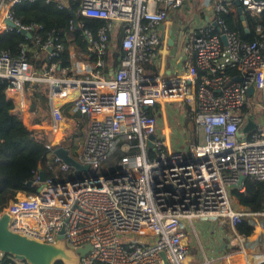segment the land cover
Instances as JSON below:
<instances>
[{"label": "built area", "instance_id": "built-area-1", "mask_svg": "<svg viewBox=\"0 0 264 264\" xmlns=\"http://www.w3.org/2000/svg\"><path fill=\"white\" fill-rule=\"evenodd\" d=\"M33 1L0 0V33L34 30L10 12L13 5ZM78 1L81 16L104 22L96 39L84 32L99 51L93 63L75 62L64 71L58 61L36 75L24 48L18 55L0 49L7 100L24 107L25 83L45 82L52 129L62 123L71 135L77 127L65 123V106L87 117L82 143L73 142L69 150L87 170L52 154L53 176L42 182L35 175V192L16 193L0 212L9 216L8 229L46 244H56L63 230V245L79 257L78 264H264V253H251L247 245L251 237L252 244L258 241L256 234L264 240V210L235 209L228 188L241 175L264 182V42L241 40L223 19L238 1L264 20V0H203L211 9L206 21L190 27L174 54L158 50L160 28L169 10L191 0ZM118 26L123 28L117 67L109 76L107 43ZM255 32L260 34V25ZM54 40L42 44L50 57L57 55ZM55 49L61 57L66 48ZM159 53L161 59L169 54L177 70L148 71ZM168 103L186 104L195 140L202 133L187 152L173 150L166 139L170 128L158 134L157 118L148 113ZM249 117L258 118L256 126L241 136ZM197 218L228 223L225 252L194 260L187 231ZM240 224L251 231H238ZM83 248L87 252L78 255Z\"/></svg>", "mask_w": 264, "mask_h": 264}, {"label": "trees", "instance_id": "trees-1", "mask_svg": "<svg viewBox=\"0 0 264 264\" xmlns=\"http://www.w3.org/2000/svg\"><path fill=\"white\" fill-rule=\"evenodd\" d=\"M235 4V3H234ZM79 1L67 0L63 8H58L56 0H34L33 2H22L13 5L10 9L11 14L24 25L35 26L30 32L31 36L12 29L0 33V49L9 51L13 55H18L22 48L25 49L26 59L31 66L32 72L39 75L44 65L58 63L60 51L55 49L56 44L63 47L75 45L82 48H91L92 43L88 42L84 32L91 33L93 39L104 22L99 19L83 17L78 13ZM72 13L76 16L75 19ZM264 14V12H263ZM223 19L230 30L237 33L243 41L252 42L255 40L264 42V20L249 10H242V14L227 13ZM245 24V25H244ZM261 26L260 34L255 32V27ZM247 31H245V27ZM122 26H118L116 33L113 34L117 46L120 45ZM40 38V43L35 42V37ZM48 38L56 39L53 41V52L57 55L50 57L49 51L42 48ZM111 38V39H112ZM108 41L107 46L111 43ZM71 47H67L61 57V69L65 61L70 58ZM108 53L113 56L114 53ZM114 51V50H113ZM77 61V60H76ZM78 62V61H77ZM44 82H27L24 85V93L28 95L30 101L36 108H41L44 117H47L48 106L45 91L47 90ZM7 82L0 78V212L12 200H15L16 193L23 192L26 195L33 194L35 189L28 183L35 175L43 171L47 178L53 176L56 165H51L52 151L45 146L46 140L43 132L29 130L23 123L21 116L14 113V104L5 97ZM175 107L179 112L186 111L187 120L190 121L187 113V105L183 103H168L166 108ZM159 105L149 109L148 113L156 118L159 115ZM80 124V123H79ZM82 125H80L81 128ZM181 130L185 131L186 125L180 124ZM80 132V131H77ZM184 134V133H183ZM75 137L63 142L65 148L70 149ZM243 190L237 188L229 189V194L234 197L238 204L250 212H261L264 210V182L245 177L242 182ZM238 231L249 233L251 228L246 224H240L236 228ZM0 264H16V261L5 255L0 257ZM55 264H63L56 262Z\"/></svg>", "mask_w": 264, "mask_h": 264}, {"label": "crops", "instance_id": "crops-1", "mask_svg": "<svg viewBox=\"0 0 264 264\" xmlns=\"http://www.w3.org/2000/svg\"><path fill=\"white\" fill-rule=\"evenodd\" d=\"M56 1L58 3H65L67 0H56ZM202 2H203V0H191V1L183 4L180 8H178L176 10H169L167 20L165 21L163 27L160 28V36H161V40L163 42V45L160 46L158 48V50H160L161 53H163V54L167 53L165 51V48H167L169 50L170 54H174L175 51L177 49H179V47L181 45L183 35L191 29L190 27H192L193 24H196V23L197 24H199V23L203 24L206 21V16L208 15V13L211 9H209V7H204L202 5L203 4ZM190 4H191V7L193 5L199 6V8L196 9L197 10L196 14H195L196 20L191 21V18H189V19H187V21H184L186 19V14L188 13V11L191 10ZM236 11L238 12V7L236 4L233 3L231 6L230 13H235ZM239 14H242V13H239ZM185 24L187 26H185ZM165 41H166V46L164 44ZM67 47L72 48V54L73 55L71 58H68L65 61V63H68L71 68H72V65L74 63V60H77V61L81 62L82 64L93 63L96 60L97 56L99 55L98 49H95L92 47L91 48H82V47L75 46V45H69ZM117 47H118L117 43H115L114 38H112L111 43L108 46L107 53L111 52L110 50L112 49V52L114 53V55L113 56L111 55V57H109V56L107 57V53H106V56H105L109 62L108 63V75L109 76L113 75V73L117 67V53H116ZM172 49L174 51H172ZM159 55H160V53L156 56L154 63L146 66L148 71H160V72L169 73V72H172V71L174 72L177 70L178 66L176 65L175 62L170 60L169 54L166 55V57L164 56L163 59H161ZM61 57L59 60V67L61 66ZM65 68H66L65 64L62 65V70L66 71ZM60 69H61V67H60ZM69 70H71V69H69ZM69 70H67V71H69ZM45 84H47V83H45ZM46 88H47V90L45 91V96L47 97V102H48V85H46ZM28 95H30V93L27 95L24 93V102H25L24 107H20L17 104L14 105V113L21 116L23 123L26 125V127L29 130H36V131L43 132V134L45 136V140H46V143H45L46 147H48L51 151H53V149L56 148V147L52 148L47 144L48 131L51 134L52 133L54 134L55 132L60 131L59 132L60 134L62 133V135H67V137L65 139H62V142L60 143L59 146H62L63 142H65L66 140L73 137L74 133H75V137H74L72 143L73 142L82 143L83 136L85 133V127H86V123H87V117L84 114L77 112V111L70 110V108H68L67 106L62 108L65 123L71 124L73 122H77V127L74 130H72V134L71 135L65 134V131H63L64 127H63L62 123H60L57 127H55V129H52V120H51V115H50L49 103H47L49 113L47 114V117L46 116L44 117L42 109L36 108L34 106V104L30 101ZM159 110H160L159 116L162 115L163 120L161 121L157 118V123H158L157 127L159 130L161 128L164 129V127H165V131H167V128L168 127L170 128V126L168 124H166V121H165L166 106H161ZM178 113H179L180 122L182 124L186 125L185 130L189 129L190 123L187 120L186 113H184V112H182V113L178 112ZM65 123H64V125H65ZM80 125H82L81 128H80ZM243 125H242V127H243ZM77 131H80V132H77ZM251 132H252V130H249L247 133H243L242 130L239 129V135H241V136H249L251 134ZM60 134H59V136H60ZM52 137H54V136H52ZM187 139H188V141L192 140L191 141L192 143H190V145L188 144V150H190L191 147H193L195 143L202 141L203 136H202V133L200 132V134L198 135L196 140L192 134L187 135ZM72 143H71V146H72ZM186 148H187V146H186ZM65 149L71 151V147H70V149H68V148H65ZM188 150L186 149L185 151L187 152ZM231 199H233L232 205L234 206L235 209H238V210L245 209L238 204V201L234 197H231ZM187 232H188L187 236L189 238L188 244L190 245L189 247H190V250L192 252V256H193L194 260H201L203 258L213 259L214 257H216L214 255L212 256L211 254L208 255L207 252L204 250L196 232L193 230V224H192V228L189 227ZM229 233H230V230H228V231L222 230L220 233L217 232V233L213 234L211 237H209V242L212 245V253L218 254L220 252H225L227 250L228 247H226V245L224 246V249H223V243L226 244V241H225L226 235ZM256 238H258V241L256 243L252 244V240H254V237H251V239L248 240L249 242L247 243V245H248L249 251L251 253L261 254L263 252H261L260 248L264 247V240L259 234H256Z\"/></svg>", "mask_w": 264, "mask_h": 264}, {"label": "water", "instance_id": "water-1", "mask_svg": "<svg viewBox=\"0 0 264 264\" xmlns=\"http://www.w3.org/2000/svg\"><path fill=\"white\" fill-rule=\"evenodd\" d=\"M238 7V12L242 13V7L238 1L235 2ZM76 23V16L72 13ZM6 24L13 27V23L6 21ZM245 25V24H244ZM245 27V26H244ZM245 31L247 28L245 27ZM25 36L30 37L29 32H22ZM154 135L151 136V139ZM148 146L151 147L152 143L149 142ZM52 153L59 158L67 166L79 170L86 171L87 166L79 164L69 153V150L62 146L53 149ZM40 181L46 180V175L43 171L39 172ZM245 177L241 175L236 184L228 186L229 189L239 188L242 185ZM31 185V182L28 183ZM9 216L7 213L0 215V257L9 256L16 262H23L25 264H55L62 262L63 264H78L79 257L73 252L65 249L63 245V230L59 232L58 242L56 244L40 243L30 239L24 235L13 233L8 229ZM225 243H223L224 249ZM88 248L78 249L77 253L83 256ZM222 251V250H221ZM164 258V254L162 253Z\"/></svg>", "mask_w": 264, "mask_h": 264}, {"label": "rangeland", "instance_id": "rangeland-1", "mask_svg": "<svg viewBox=\"0 0 264 264\" xmlns=\"http://www.w3.org/2000/svg\"><path fill=\"white\" fill-rule=\"evenodd\" d=\"M190 8L191 10L188 11V13L186 14V19L184 21H187V19L191 18V21L196 20L195 19V14H196V9L199 8L198 5H193L191 7L190 4ZM193 24V23H192ZM191 25V24H190ZM185 26H187L185 24ZM172 51H174L172 49ZM81 63V62H79ZM78 64V63H77ZM186 105V104H185ZM172 108H166V114H165V121L166 124H168L170 126V133L166 134V139L169 143V145L173 148V150L176 149H180V150H186V146L188 144V139H187V135H191L192 134V126L190 123V128L187 130H182L179 128L180 127V119H179V111L178 109L175 107V104H173L171 106ZM159 120H163L162 119V115H158L157 117ZM258 118L257 117H249L248 119H245L244 125L243 127L241 126L240 130H242L243 133H247L249 130H253V128L256 126ZM58 132H55L53 135L48 131L47 134V144L52 147H58L60 145V143L62 142V139H65L67 137V135H62V133L60 134ZM157 133L159 134V129L157 131ZM184 133V134H183ZM60 134V136H59ZM54 136V137H52ZM60 138V139H59ZM161 138L163 139V136H161ZM186 139V140H185ZM63 146V145H62ZM64 147V146H63ZM192 148V147H191ZM72 154V153H70ZM72 172V171H70ZM231 203L232 200L230 197ZM193 230L196 232L204 250L207 252L208 255H214V256H218L220 253L215 254L212 253V245L209 242V237H211L213 234L217 233V232H221L223 231H228L229 227H228V223L226 221L222 222L221 224V220L216 219V220H211V219H202V218H197L194 219L193 222ZM260 248V247H259ZM261 252L264 253V247L260 248ZM263 250V251H262ZM16 264H25L23 262H16Z\"/></svg>", "mask_w": 264, "mask_h": 264}, {"label": "bare ground", "instance_id": "bare-ground-1", "mask_svg": "<svg viewBox=\"0 0 264 264\" xmlns=\"http://www.w3.org/2000/svg\"><path fill=\"white\" fill-rule=\"evenodd\" d=\"M71 50V52H70V58L72 57V48L70 49ZM107 57H108V53H107ZM78 63V64H80L81 65V63H79V62H77L76 60H74V63ZM69 69H72L71 67L70 68H68V69H66V71L67 70H69ZM70 71V70H69ZM192 141V140H191ZM191 141H188V144L190 145V143H192ZM188 144H187V150H188Z\"/></svg>", "mask_w": 264, "mask_h": 264}]
</instances>
